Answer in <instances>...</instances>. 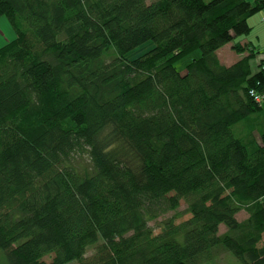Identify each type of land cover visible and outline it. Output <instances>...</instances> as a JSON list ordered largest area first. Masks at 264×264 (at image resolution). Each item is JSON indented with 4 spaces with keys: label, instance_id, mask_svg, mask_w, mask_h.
<instances>
[{
    "label": "trees",
    "instance_id": "1",
    "mask_svg": "<svg viewBox=\"0 0 264 264\" xmlns=\"http://www.w3.org/2000/svg\"><path fill=\"white\" fill-rule=\"evenodd\" d=\"M263 9L0 0V264H264V70L216 54Z\"/></svg>",
    "mask_w": 264,
    "mask_h": 264
},
{
    "label": "crops",
    "instance_id": "2",
    "mask_svg": "<svg viewBox=\"0 0 264 264\" xmlns=\"http://www.w3.org/2000/svg\"><path fill=\"white\" fill-rule=\"evenodd\" d=\"M247 1L254 2L255 0ZM261 11L248 17L247 22L250 26V31L248 34L235 37L232 42L225 44L216 51L220 63L225 66H230L235 62L239 61L240 59L249 56L250 71L252 73L258 71L260 62L264 57L263 51L257 48L258 46L264 47V20L261 17ZM235 43H238L241 48L244 47L243 45L245 44H250L253 47V50L256 52L255 56L250 55L246 50L236 52L233 49V44ZM260 104L263 105L261 106V109L256 111L255 114L253 116H250L249 119L238 123L235 126V128H243L242 131L246 132L249 131L250 128H256L252 131V133L255 139H258V141L260 140L259 131L264 129V101L260 102ZM236 217L239 220H242L247 217V212L242 210L237 214ZM219 231H225V226L221 224L219 226ZM223 259L224 260L222 262L220 261L221 263L218 262L217 264H231L233 262V258H230L229 256H226Z\"/></svg>",
    "mask_w": 264,
    "mask_h": 264
},
{
    "label": "rangeland",
    "instance_id": "3",
    "mask_svg": "<svg viewBox=\"0 0 264 264\" xmlns=\"http://www.w3.org/2000/svg\"><path fill=\"white\" fill-rule=\"evenodd\" d=\"M261 11V10H260ZM260 11H258V12H260ZM263 11H264V9H263ZM262 12V11H261ZM262 15H261V17L263 16V13H261ZM264 20V19H263ZM14 36V31H13V29L12 28H10V26H9V24H8V21L4 18V17H2V18H0V46L2 45V44H4L5 42H8L9 40H11V38ZM149 42H147V44H148ZM147 44H144V45H141L140 47H138L137 49H136V51H138L141 47H143V46H146ZM246 45H248V44H245V45H243V46H246ZM259 50H261V51H263L264 52V47H262V46H258L257 47ZM146 48H144L143 50H145ZM142 50V51H143ZM263 59H264V57H263ZM183 62H181V64H180V68L184 65L183 63L186 61V60H184V58H183V60H182ZM263 61V60H262ZM261 61V62H262ZM185 208H186V203L182 200L181 201V203H180V206H179V210L180 211H184L185 210ZM172 214V212H169V213H167L166 215H163V216H161V217H159L157 220H154V221H151L149 224L151 225V226H153V227H155V231H157L158 230V228H157V222L158 221H160L161 219H163L164 217H168L169 215H171ZM188 215L187 214H184L183 216H182V218H186ZM182 218H178L177 220H179V219H182ZM230 255H231V253H230ZM46 260H49L50 258H49V256L48 257H46L45 258ZM74 261H71V262H69V263H66V264H72ZM73 264H75V263H73Z\"/></svg>",
    "mask_w": 264,
    "mask_h": 264
},
{
    "label": "built area",
    "instance_id": "4",
    "mask_svg": "<svg viewBox=\"0 0 264 264\" xmlns=\"http://www.w3.org/2000/svg\"><path fill=\"white\" fill-rule=\"evenodd\" d=\"M262 60L263 61L261 62V68H262V70H264V59H262ZM262 86L264 88V84ZM250 95L258 103L264 101V90L263 91L262 90L256 91V90L251 89Z\"/></svg>",
    "mask_w": 264,
    "mask_h": 264
}]
</instances>
